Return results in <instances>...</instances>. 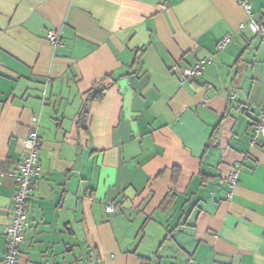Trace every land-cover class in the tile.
<instances>
[{
  "label": "crops",
  "instance_id": "1",
  "mask_svg": "<svg viewBox=\"0 0 264 264\" xmlns=\"http://www.w3.org/2000/svg\"><path fill=\"white\" fill-rule=\"evenodd\" d=\"M248 1L0 0V258L39 114L17 264H264V36L246 25L264 0Z\"/></svg>",
  "mask_w": 264,
  "mask_h": 264
},
{
  "label": "built area",
  "instance_id": "2",
  "mask_svg": "<svg viewBox=\"0 0 264 264\" xmlns=\"http://www.w3.org/2000/svg\"><path fill=\"white\" fill-rule=\"evenodd\" d=\"M241 5L250 13L251 4L248 0H241ZM253 33H259L264 36V23L260 19L250 18L246 24ZM232 35L224 34L217 41V49L224 48L231 40ZM47 39L53 46L60 43L59 31L50 29L47 32ZM211 61V56L199 58L193 65L185 66L181 69L179 79L184 81L201 74L205 64ZM33 127L23 138V145L25 147V154L23 158L16 164L10 174L14 177L16 186L12 192V214L11 218L4 226V233L6 236V251L0 264H17L19 246L23 242V227L27 221V212L25 203L33 189L35 181L42 175L39 167V148L41 145L40 138L37 132V125L39 122V114L32 117ZM264 138V101L258 109V118L253 126L250 135V142L256 144L259 140ZM229 182L233 184L237 180L235 172H230L228 175ZM106 211L112 212L117 209L114 203H109L105 207ZM187 264H198L189 257Z\"/></svg>",
  "mask_w": 264,
  "mask_h": 264
},
{
  "label": "trees",
  "instance_id": "3",
  "mask_svg": "<svg viewBox=\"0 0 264 264\" xmlns=\"http://www.w3.org/2000/svg\"><path fill=\"white\" fill-rule=\"evenodd\" d=\"M262 21H263V19H262ZM141 50H139V52H138V54L139 55H141ZM91 92H92V90H90ZM89 91V92H90ZM103 94H104V90H99V91H97V90H94L93 91V98L94 99H97V100H100L101 98H102V96H103ZM218 127H219V125H216L214 128H213V130H212V132H211V142H213V143H215L216 141H217V132H218ZM206 147H208V145L206 146ZM205 147V148H206ZM178 172H179V170H178V168L177 167H175L174 168V170H173V180H176V177H177V175H178ZM172 195L173 194H171V196L169 195V194H167V196L164 198V200H163V204L165 203H169L170 201H171V198H172ZM140 258V260H141V264H149V262L145 259V258H143L142 256H140L139 257Z\"/></svg>",
  "mask_w": 264,
  "mask_h": 264
},
{
  "label": "rangeland",
  "instance_id": "4",
  "mask_svg": "<svg viewBox=\"0 0 264 264\" xmlns=\"http://www.w3.org/2000/svg\"><path fill=\"white\" fill-rule=\"evenodd\" d=\"M81 251H82V244H81ZM86 261H85V255H84V253H83V251H82V254H81V256H80V263L81 264H84Z\"/></svg>",
  "mask_w": 264,
  "mask_h": 264
},
{
  "label": "water",
  "instance_id": "5",
  "mask_svg": "<svg viewBox=\"0 0 264 264\" xmlns=\"http://www.w3.org/2000/svg\"><path fill=\"white\" fill-rule=\"evenodd\" d=\"M263 23H264V21H263Z\"/></svg>",
  "mask_w": 264,
  "mask_h": 264
}]
</instances>
